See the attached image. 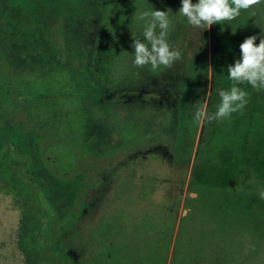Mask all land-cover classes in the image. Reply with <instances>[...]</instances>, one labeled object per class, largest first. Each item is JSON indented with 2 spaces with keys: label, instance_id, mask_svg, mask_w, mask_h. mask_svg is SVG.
<instances>
[{
  "label": "rangeland",
  "instance_id": "374dc122",
  "mask_svg": "<svg viewBox=\"0 0 264 264\" xmlns=\"http://www.w3.org/2000/svg\"><path fill=\"white\" fill-rule=\"evenodd\" d=\"M181 6L0 0V264H50L34 240L49 225L37 185L58 221L76 209L56 242L71 264H264V91L239 85L242 113L193 119L197 102L217 110L228 66L264 21L242 12L203 31ZM152 8L171 9L182 53L156 71L133 64L144 40L133 17ZM60 140L79 157L70 179L46 161Z\"/></svg>",
  "mask_w": 264,
  "mask_h": 264
},
{
  "label": "clouds",
  "instance_id": "9594fccd",
  "mask_svg": "<svg viewBox=\"0 0 264 264\" xmlns=\"http://www.w3.org/2000/svg\"><path fill=\"white\" fill-rule=\"evenodd\" d=\"M242 12H251L258 27L264 21V0H198L197 3L182 0L178 15L185 17L192 27L206 31L215 24L230 25L239 19ZM170 13L171 9L136 11L133 19L143 22L144 40L133 39L135 67L150 66L152 71H156L161 67L171 68L182 59V53L174 49L168 40L173 26ZM258 38L260 42L257 46ZM240 52L241 57L234 66L227 68L232 86L227 90L217 89L220 97L217 110L207 112L206 105L197 102L193 116L195 122H222L234 113H242L248 103V93L239 85L247 84L257 91H264V33L260 37L246 38L240 44ZM237 190H240L239 186ZM257 193L264 200V186L258 188Z\"/></svg>",
  "mask_w": 264,
  "mask_h": 264
},
{
  "label": "trees",
  "instance_id": "16d2710c",
  "mask_svg": "<svg viewBox=\"0 0 264 264\" xmlns=\"http://www.w3.org/2000/svg\"><path fill=\"white\" fill-rule=\"evenodd\" d=\"M128 2H130V0H110V3L112 4V6H114L115 8H119L120 10L121 8L124 9V7L126 6V4H128ZM232 37L236 39L242 38L240 35H234ZM105 59L106 58H104V60ZM100 61L102 63L103 59H100ZM96 68H97L96 71L98 73L101 74V72L103 71V74H104L105 71L103 68V64L101 65L99 64L98 66H96ZM107 74L108 73H106L105 75ZM64 143L65 142H62L61 140L58 141L57 143H53V144L51 143L49 146L50 153L49 155H47L46 161L49 164L54 174H61L62 176L69 177L70 179V176L72 174L77 173V167H78L77 160L79 157L76 153L68 149L67 145ZM56 147L58 149L57 154L54 152V149H56ZM4 154H5L3 156L4 162L2 165H0V167L6 166V161H10V159H8L7 152H4ZM72 156H74V158H71ZM18 157L24 158L25 160L27 159L26 155L24 156L19 155ZM65 166L68 167L67 168L68 170L67 169L64 170ZM82 177L83 175L76 174V178L74 179V182L81 181ZM34 189L36 193L35 200L37 203L40 204V206L39 205L38 206L42 208V211H43L41 215L42 220L41 219L40 220L42 221V223H44L45 221L49 223L47 227H43V231L39 230L36 232L35 237H34L35 245H37L36 247H38L42 252H44L48 256L50 264H71L69 258L63 252V250L56 246V242L60 234H62L69 227V225L72 223V221L76 217L77 215L75 211L76 209L72 210V212L68 216H66L64 219L58 221L56 219L55 212L53 211V209L50 207V205L46 201L45 196L42 193L41 195H39L38 193V191L40 190L39 186L38 185L35 186Z\"/></svg>",
  "mask_w": 264,
  "mask_h": 264
}]
</instances>
